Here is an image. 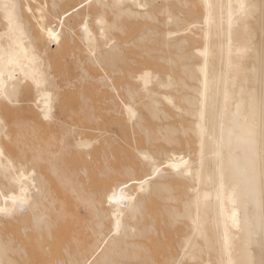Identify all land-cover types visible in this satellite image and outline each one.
<instances>
[{
    "label": "bare ground",
    "instance_id": "obj_1",
    "mask_svg": "<svg viewBox=\"0 0 264 264\" xmlns=\"http://www.w3.org/2000/svg\"><path fill=\"white\" fill-rule=\"evenodd\" d=\"M0 264H264V0H0Z\"/></svg>",
    "mask_w": 264,
    "mask_h": 264
},
{
    "label": "rangeland",
    "instance_id": "obj_2",
    "mask_svg": "<svg viewBox=\"0 0 264 264\" xmlns=\"http://www.w3.org/2000/svg\"><path fill=\"white\" fill-rule=\"evenodd\" d=\"M38 1H40V2H44V1H46V0H43V1H42V0H38ZM38 1H36V0H33V1H32V0H31V2H38ZM65 1L68 2L69 0H65ZM35 4L38 5V3H35Z\"/></svg>",
    "mask_w": 264,
    "mask_h": 264
},
{
    "label": "snow or ice",
    "instance_id": "obj_3",
    "mask_svg": "<svg viewBox=\"0 0 264 264\" xmlns=\"http://www.w3.org/2000/svg\"><path fill=\"white\" fill-rule=\"evenodd\" d=\"M50 35H52L53 39H55V35L54 34L50 33Z\"/></svg>",
    "mask_w": 264,
    "mask_h": 264
}]
</instances>
